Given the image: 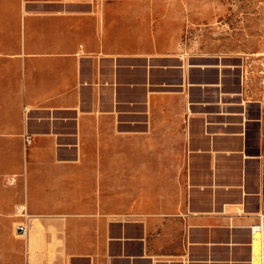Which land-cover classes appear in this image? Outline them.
Listing matches in <instances>:
<instances>
[{"label": "crops", "instance_id": "0c3cea01", "mask_svg": "<svg viewBox=\"0 0 264 264\" xmlns=\"http://www.w3.org/2000/svg\"><path fill=\"white\" fill-rule=\"evenodd\" d=\"M160 4L0 0V264H261L264 119Z\"/></svg>", "mask_w": 264, "mask_h": 264}, {"label": "rangeland", "instance_id": "374dc122", "mask_svg": "<svg viewBox=\"0 0 264 264\" xmlns=\"http://www.w3.org/2000/svg\"><path fill=\"white\" fill-rule=\"evenodd\" d=\"M174 2L153 7L174 16L157 28L177 31L188 62L219 69L208 79L241 95L250 117L264 119V0Z\"/></svg>", "mask_w": 264, "mask_h": 264}, {"label": "built area", "instance_id": "2783aa9c", "mask_svg": "<svg viewBox=\"0 0 264 264\" xmlns=\"http://www.w3.org/2000/svg\"><path fill=\"white\" fill-rule=\"evenodd\" d=\"M251 229H252V233L254 236L256 232H261L262 234L264 231V224L263 222H260L259 224L253 225ZM16 231L20 235H26L28 233V226L24 223H20L16 226ZM260 257H261V264H264V243L262 244V247H261ZM252 264H255L254 261H252Z\"/></svg>", "mask_w": 264, "mask_h": 264}]
</instances>
